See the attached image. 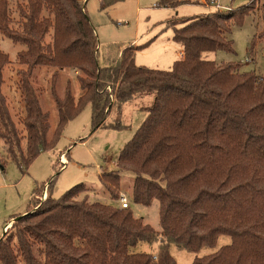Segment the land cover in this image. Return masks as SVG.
Here are the masks:
<instances>
[{
	"label": "trees",
	"instance_id": "1",
	"mask_svg": "<svg viewBox=\"0 0 264 264\" xmlns=\"http://www.w3.org/2000/svg\"><path fill=\"white\" fill-rule=\"evenodd\" d=\"M254 4L168 22L185 55L171 70H158L135 63L136 52L150 44L128 47L118 62L101 67L96 29L79 0H17L18 18L11 0H0V33L26 46L15 71L18 107L4 90L12 63L0 51V143L7 158L27 170L41 153L56 149L66 125L87 106L96 131L106 126L113 107L120 116L139 94H152L155 102L120 152L118 170L100 178L118 201L122 173H133V202L159 201L161 226L156 231L131 209L90 202L93 188L84 183L54 199L53 180L44 202L34 208L31 202L26 215L11 218L19 219L0 237V264H177L173 245L199 252L215 248L221 236L231 244L193 264H264V77L241 72L238 63L204 58L209 52L235 54L231 27L241 25ZM43 68L55 69L54 128L33 83ZM66 69L77 71L78 96L71 80L58 95ZM111 126L125 128L120 122ZM158 242L156 255L133 251Z\"/></svg>",
	"mask_w": 264,
	"mask_h": 264
},
{
	"label": "rangeland",
	"instance_id": "2",
	"mask_svg": "<svg viewBox=\"0 0 264 264\" xmlns=\"http://www.w3.org/2000/svg\"><path fill=\"white\" fill-rule=\"evenodd\" d=\"M159 3L160 0L84 1L87 15L98 36L101 67L118 62L122 52L128 47L150 44L136 52V65L149 69H172L174 62L180 59L182 47L174 41V29L168 27V22L176 20L177 23H182L188 18L200 15L199 12L209 13L212 9L194 4H179L176 9H170L157 6ZM252 3L254 11L244 18L241 25L234 24L231 27L229 38L233 41L235 54L224 51L209 52L204 54V58L217 64L238 63L242 65L241 72H255L264 77V0H237L234 8ZM16 4L17 0H11L13 16L18 18L15 12ZM255 38L254 48L251 49V43ZM24 50L25 45L15 44L0 33V51L7 54L12 63L6 71L4 90L16 107L18 93L15 71L18 68V54ZM54 72L55 69L37 70L33 80L34 87L39 90L43 110L50 113L53 128L57 124L56 106L50 91ZM76 75L77 71L73 69L60 71L58 95L64 94L68 80L72 81L74 95H79L80 86L75 79ZM154 102V95L139 94L133 101L123 106L120 116L117 108L113 107L109 112L106 126L96 131L92 127L91 106H87L79 116L66 125L56 149L41 153L27 170H22L8 159L3 144L0 143V156L6 161L4 171L0 168V236H3V227L12 217L28 213L31 202L34 208L39 202L45 201L48 197L45 187L53 180L51 194L54 199L61 198L74 186L84 183L93 188V191L88 193L90 202L120 208L119 201L113 200L105 190L100 176L103 172L111 173L118 170L120 152L146 119L147 113L144 109L153 106ZM118 122L125 128L121 130L112 128L111 125ZM133 178V173H122V189L129 198L130 209L135 217L142 218L146 224L160 232L159 201H154L151 206L134 203L131 196ZM38 190L40 192L36 195L35 192ZM43 191L46 195H43ZM18 219L13 218L11 224ZM231 242L229 236H221L215 248L204 247L199 252H190L173 245L171 254L177 264H193L197 257L213 254ZM159 245L160 242L154 245L140 243L133 251L156 255Z\"/></svg>",
	"mask_w": 264,
	"mask_h": 264
},
{
	"label": "built area",
	"instance_id": "3",
	"mask_svg": "<svg viewBox=\"0 0 264 264\" xmlns=\"http://www.w3.org/2000/svg\"><path fill=\"white\" fill-rule=\"evenodd\" d=\"M179 2L182 4L201 5L205 8L212 9L213 12L226 13V12L233 10L232 4L235 2V0H228L229 5H225L223 0H179ZM184 55H185L184 49H182L181 52L179 53V56L181 58H184ZM63 165L65 166V164ZM118 201L120 203V208L130 209V203H129V198L127 194L121 193Z\"/></svg>",
	"mask_w": 264,
	"mask_h": 264
},
{
	"label": "crops",
	"instance_id": "4",
	"mask_svg": "<svg viewBox=\"0 0 264 264\" xmlns=\"http://www.w3.org/2000/svg\"><path fill=\"white\" fill-rule=\"evenodd\" d=\"M79 1H81V0H79ZM84 1L85 0H83V1H81V2H83L84 3ZM237 0H235V2H236ZM223 2H224V4L225 5H229V2H228V0H223ZM234 2V3H235ZM234 3L232 4V7L234 8ZM195 5V4H194ZM201 6V5H200ZM170 9H173V8H170ZM199 13H201L200 15H204V14H207L208 12H199ZM176 17H178V15L176 16ZM135 47H136V45H135ZM183 49V48H182ZM179 58L180 59H183V58H181L180 56H179ZM64 161H66V158H65V160ZM46 188V193H48V191H47V189H48V187H45ZM45 194V192L43 191V195ZM46 195V194H45ZM27 213V212H26ZM11 222H12V219H10V221L9 222H7L6 223V225L3 227V235H4V233L11 227ZM0 237H2V236H0Z\"/></svg>",
	"mask_w": 264,
	"mask_h": 264
}]
</instances>
